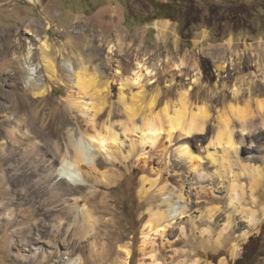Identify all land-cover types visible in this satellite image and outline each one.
<instances>
[{
  "label": "rangeland",
  "instance_id": "obj_1",
  "mask_svg": "<svg viewBox=\"0 0 264 264\" xmlns=\"http://www.w3.org/2000/svg\"><path fill=\"white\" fill-rule=\"evenodd\" d=\"M166 20L168 27L162 32L161 24ZM45 38L56 56L57 75L54 80H46L48 93L41 100L33 94L30 86H23L20 70L28 45L33 46L32 63L29 64L39 62L38 44ZM114 43L117 47L113 52H108L109 45ZM177 57H183L186 62L181 75H176L171 66V60ZM139 59L145 60L156 71L153 77L156 81L146 84L139 97L135 86H128L124 90L126 104L131 106V99H139L141 104L140 113L134 119L137 125H141L142 116L148 112L146 106L149 98L158 91L153 113L159 111L162 104L168 105L169 112L173 109L172 105L178 107L176 99L190 84L189 76L199 71L198 82L190 90L188 101L192 106H207L209 116L202 142L198 144L192 141L193 147H200L204 153L209 136L219 127L218 116L225 114L234 127V138L239 140L245 137V144H253L250 157H246V150L250 147L242 148L239 144L236 152H231V159L235 162L234 171L254 167L258 168V175L261 176L259 181L250 173H243L238 178L240 187L237 194L242 198L240 202L235 200V203L241 205L242 211H234L227 185L230 174L219 177L216 174L218 165L203 158V189L210 193L204 192L206 196L203 197L201 209L193 206L189 212L193 219L203 214L200 229L209 230L211 235H204L195 245H172L165 238L162 241L157 238L155 244L165 243L158 260H164L165 256L168 260L175 250L185 252L194 249L198 253L191 256L189 262L199 256L202 264H234L252 236L260 238L262 248V255L253 264H264V127L261 126L264 123V81H261V76L255 82L251 81L252 74L264 68V0H0V120L6 121L10 117V121L18 122L20 117L28 118L31 112L39 114V120H27L21 127L30 136L36 137L43 149L38 153L26 154L21 149L26 146L24 143L19 149L18 144L13 145L8 138L0 135V264H54V260L58 259L42 260V255L49 257V251L56 250L55 247L59 245L52 234L46 233V228L56 227L52 225L60 220L59 207L64 197L50 199L52 196L47 197L42 193L48 191L46 181L36 180L44 165L42 154L45 153L46 158L55 157V140L64 145L70 133L73 136L91 131L104 133V126H110L118 133L117 142L121 140V152L131 153L126 161L117 163H110L103 154L99 156L102 163L92 170L95 179L103 172L116 171L118 175L109 185H101L94 177L89 178V185L84 187V190H98L100 197L105 195L109 210L94 214L95 224L89 233L95 232L102 217L101 229L110 232L114 243L110 245L108 260L103 264L118 263L122 256H115L119 245H127L131 249L127 264L148 263L151 260L149 254L144 256L141 252L142 228L148 219L150 207L156 208L163 199L164 195L157 192H162L159 189L163 186L173 188L179 179V182L184 181L186 190L194 193V173L189 170L188 160L185 159L184 168L171 166L172 161L179 159V143L168 145L167 167L164 162L159 163L162 171L154 176L143 169L142 161H139L142 152L150 147L148 143L138 144L134 140L139 137V130L121 132V124L127 122V114L119 103V85L115 79L110 84L105 106L93 117L92 123L89 121L91 112L85 113L68 104L69 99L89 102L87 98L100 89L101 81L114 77L115 68L121 70V75L128 76ZM64 60L76 69L83 64L88 74L96 79L92 84L84 83L86 86L74 85V74L61 64ZM223 63L226 66L221 68ZM43 73L41 69L38 76ZM173 78L174 86L166 85L172 83ZM235 84L241 87L244 99L231 97ZM21 96L31 104L27 110L21 108L15 111L13 107L18 105L17 99ZM247 99L248 107L244 101ZM257 100L262 102V107L257 106ZM234 102L243 110L245 120H240L236 109L231 113L229 105ZM247 108L248 111H245ZM2 125L0 131L3 130ZM241 125L244 131L240 130ZM206 149L212 150L211 147ZM60 160L59 157L56 162ZM83 169L90 171L87 166ZM141 176L149 180L145 182L147 192L144 194L140 192ZM53 183L56 184V181ZM59 186L66 188L68 185L62 183ZM154 193L158 198L152 200L150 197ZM251 198L255 199L254 202ZM79 203L85 206L89 204L91 208L90 203L83 200ZM189 205L192 207V204ZM250 208L254 210V216L247 218L245 210ZM210 214L213 216L208 219ZM107 219L110 221L108 224ZM185 220L186 217L184 222L178 220L177 225L184 223V226ZM62 221L64 228L67 223H72V218L67 217ZM78 223H82L81 217L77 218ZM70 231L71 227L64 233L61 230L62 238L71 241ZM89 233L85 236L88 237ZM178 233L177 230L169 237L170 242L177 238ZM219 233H222V243L217 245L215 239ZM86 239L81 237L80 244H85ZM102 242H105V238L97 241V246ZM78 253L83 255V264H90L87 250H77L71 255L72 258ZM160 261L157 264H161Z\"/></svg>",
  "mask_w": 264,
  "mask_h": 264
},
{
  "label": "bare ground",
  "instance_id": "obj_2",
  "mask_svg": "<svg viewBox=\"0 0 264 264\" xmlns=\"http://www.w3.org/2000/svg\"><path fill=\"white\" fill-rule=\"evenodd\" d=\"M167 27L168 21H163L161 24L162 32L165 31ZM230 44V40H228L229 47ZM115 46V43L110 44L108 47V52H113V50L117 47ZM32 49L33 46L28 45L27 52L24 55V61L21 62V82H23L24 87L27 85L30 86L33 90V94L39 99L43 100L48 93V83L46 80H54L57 75V64L55 60L56 56L52 54L51 44L48 39L45 38L38 44L39 62L33 65L31 64L32 61H30L33 54ZM29 62L31 63L29 64ZM61 64L64 66L66 65L68 67V72L71 71V73L74 74L72 77V82L74 85L80 87L84 85V83L89 85L92 84L96 79H94L93 75L88 74L83 64L78 69H76L74 66H71V64L65 60L62 61ZM171 66L176 75H181L183 73V69L186 67V62L183 57H177L176 59L171 60ZM225 66L226 63L220 65L221 68H224ZM41 69H43L44 73L42 75L39 74L38 76V73ZM260 71L261 72L258 71V73L252 74V82H255L258 76H261V81H264V68H262ZM120 73L121 70L119 68H115L114 77L101 81L100 89L93 92L92 95L87 98L89 102L86 101L85 103L83 100L73 101V99H69L68 104L71 107L77 108L78 110L85 113L91 112V118H89V121L92 123L94 121L93 117H95L96 114H98L99 111L105 106L106 98L109 95L110 84L115 79L119 85V103L124 106V111L127 114V122L121 124V132L125 133L128 130H131L132 132L139 130V137L135 138L134 140H136L138 144L148 143L150 145L148 150L142 152L139 161H142V168L150 171L154 176H158L162 171L161 166H158L159 163L161 164V162H164L166 166V157L167 153L169 152L168 145L172 144V142H174V144L179 143L177 148L179 159H176L177 161H172L171 166L173 168H184V161L185 159L188 160L190 166L189 170H192L194 173V193H191L192 191L190 192L188 189L186 190L184 181L182 180L183 182H179V179L174 184L175 186L173 188L163 186L159 189L162 192H157L164 195L163 199L159 204L156 205V208L150 207L148 219L145 221L144 227L142 228L143 243L141 245V252L144 256L149 254L148 258L151 260L148 263H143L144 261L139 263L157 264L158 261H160L158 258L161 257L160 252L162 251L160 250L164 248L163 245L165 243L163 244L160 242V244H155V239L158 238L160 241H162V239L165 238L166 241L172 245L177 243H194L195 245L204 237V235H211L209 230H203V228L200 229V225L203 224V214L201 213L199 214L198 218L196 217V219H193L191 217V212H189L193 206H198V208L201 207L203 204V197L206 196L204 195V192L210 193V191L203 189V166L201 165L203 158H208L211 164L216 163L218 165L219 170H217L216 174L219 177L228 176L230 174L229 183L227 185L228 190L230 191V204L234 208V211H242L241 205L235 203L237 201L240 202L242 198L241 195L237 194L238 186L240 185L237 182L238 178L243 173H250L252 177H256L259 181L261 176L258 175V172H260L257 170L258 168L256 169L254 167L252 169H245L248 167H243L241 170H237L238 172L234 171L233 168L235 162H233L231 159V152H236L237 145L239 144L238 146L242 148L244 146L247 148L250 147L249 150H246L248 151L246 153V157H250L249 152L251 151L253 144L251 142L245 144V137H240L239 140L234 138V127L230 123V120L227 119L225 114L223 116H218L221 125L219 124V127H217L213 134L209 136L208 142L206 143L205 147H211L212 150L210 151L205 148L204 153H202L203 151L200 147H193V142H199L198 144L202 142L203 134L207 132L206 122L208 121L209 116L208 110L206 108L207 106H204L203 104H196L195 106H192L188 101L190 90L193 88V85L198 82L200 76L199 71H195L189 76L188 79H190V84H188L185 89L182 90L177 99L175 98L176 103H178L179 106L177 107L176 105H172L173 109L171 112H169L168 105L162 104L160 110L153 113L152 108L155 100L157 101L156 98L159 91L155 96L149 98L146 106L148 112L146 114L144 113L145 115L143 114L144 116H142L143 118L141 125H137V123L134 121L135 117L139 115L141 109V104L138 102L139 99L137 98L143 93L146 84L156 81V78H153L156 74V71L147 65L145 60L139 59L136 60L135 66L128 76H123ZM173 81L174 78L171 81L172 83L166 85H173ZM128 86H135L138 89V97L136 98L137 100L135 101L131 99V106L126 104L127 100L125 102L124 90H126ZM156 89L158 90L157 87ZM231 91V97L233 99L239 100L240 98H243V91L240 86L235 84ZM17 100L18 105L13 107L15 111L21 108L27 110L31 104L29 103L31 101H27L24 96L19 97ZM244 101L247 104L246 107H248L249 99ZM133 102L134 104H132ZM257 106H263L260 100H257ZM229 107L231 113L236 109L240 120H245L243 110L238 107V104L236 106L234 102V104L229 105ZM245 111H248V108ZM39 116V114L31 112V114L27 115L28 118H26V116L20 117L18 122L10 121V117H8L6 121L0 120V124H3V130L0 131V135L8 138L13 145L18 144L19 149L20 145L24 143L26 146L22 147L21 149L26 154H29V152L41 151L43 149L36 137L30 136V134L26 133V131L21 127V124L26 123L27 120H39ZM40 120L42 121L43 119L41 118ZM261 126L264 127V123H261ZM240 130L244 131V127L242 125ZM102 132H84L77 136H73L70 133L64 145L63 143L62 145L58 143L57 140L54 141V150L56 152L55 157L46 158L45 153L42 154L44 165L41 173H39L38 177H36L37 182L42 180L47 182L45 187H48V191L44 190L42 193H44L45 196L47 195V197L48 195L52 196H49L50 199L54 197L58 198V196H64L61 198V207H59L60 209L58 208L60 220L52 225H56L55 228H46V233L48 235L52 234L54 239L58 240L59 243V245L55 247L56 250L49 251V257H43L42 255V260H45L46 262L50 259H53V257H57L58 259L54 260V264H57V262H60V264H83V255H79L78 253L75 258H72L71 256L77 250L88 251L90 254V264H103L108 260L110 250L109 247L114 243L111 241L112 237L110 232L107 229H101L100 225L103 223L101 215L98 216L101 218H99L100 222H98L96 225L95 232H92V234L89 233L95 224V219H93L94 214L107 212V198L105 195L100 197L99 191L96 189L94 190L92 188H87L84 190V187L89 185V178L92 179L94 177V180L101 185H109L113 180L116 179L118 175L116 171H111L110 173L103 172L98 179H95V176H93L94 173H92V170L97 169L98 165L102 163L99 160V156L101 154L106 156V159L110 163H117L124 160L126 161L131 151L126 152L125 154L121 152L122 150H120L119 146L121 140L119 143L117 142L118 133L110 126H104V133ZM196 135H201L202 137H196ZM59 157L61 159L60 162H56V159ZM84 166H87L90 171H85L83 169ZM166 172L168 173V171ZM140 180V192L141 194H144L147 192L144 185L148 178L146 176H141ZM55 181L56 184L53 183ZM62 183H66L70 187L66 186V188H63L62 186H59V184ZM33 193H35V191ZM157 193H154L150 198H152V200L158 198ZM193 195L194 199H192ZM97 198L100 199L97 200ZM252 199L253 198H251V201L254 202L255 199ZM70 200H72V202ZM82 200L90 203L91 208L88 207L89 204L86 206L85 204L80 205L79 202ZM93 202L95 204H93ZM189 204H192V207H190ZM162 206L165 208H161ZM245 213L247 214V218L254 216V210L251 208L245 210ZM212 216L213 215L210 214L207 217L208 219H211ZM67 217L72 218V225L67 223L68 226L66 225L64 228H62V226H64L62 220ZM78 217H81L82 221V223H78L79 225L77 224ZM183 217H186L185 225L182 226L184 223L182 225H177L179 224L178 220H184ZM109 222V219H107L106 224ZM104 226L105 224H103V227ZM69 227H71V231L69 232L71 241L62 238L64 231L67 232ZM104 228H106V226ZM61 230H63V233L60 232ZM177 230L179 231L177 238L175 240H171L170 242L169 237L174 235ZM86 233H89L90 235L87 237L85 236ZM83 236L87 239L85 244H80L79 240ZM101 238H105V242H102L101 245L97 246L96 242H99ZM221 238L222 233H219L215 239L217 245L222 243ZM49 241L51 240L49 239ZM61 245L64 247V249H61ZM202 252L203 251H200V253ZM197 253L198 252H195L194 249L186 250L185 252H176L175 250L173 255H171L170 258L168 257L170 260H167L165 256L164 260L160 262L161 264H202L203 261L199 258V256L195 257L194 260L189 262L190 257ZM115 254L116 258L118 255H122L117 260L119 264H127L128 258L131 255V249L127 245H119ZM113 261L116 262V260Z\"/></svg>",
  "mask_w": 264,
  "mask_h": 264
},
{
  "label": "trees",
  "instance_id": "obj_3",
  "mask_svg": "<svg viewBox=\"0 0 264 264\" xmlns=\"http://www.w3.org/2000/svg\"><path fill=\"white\" fill-rule=\"evenodd\" d=\"M164 18H169L165 16ZM259 237H250L245 245V249L239 259L234 264H253L257 257L262 255V248Z\"/></svg>",
  "mask_w": 264,
  "mask_h": 264
}]
</instances>
